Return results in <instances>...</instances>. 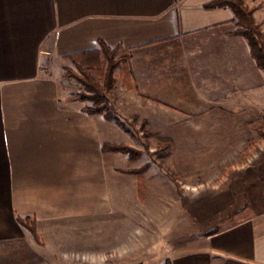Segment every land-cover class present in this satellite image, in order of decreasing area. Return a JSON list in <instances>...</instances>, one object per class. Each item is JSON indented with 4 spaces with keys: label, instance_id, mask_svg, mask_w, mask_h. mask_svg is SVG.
Returning <instances> with one entry per match:
<instances>
[{
    "label": "crops",
    "instance_id": "0c3cea01",
    "mask_svg": "<svg viewBox=\"0 0 264 264\" xmlns=\"http://www.w3.org/2000/svg\"><path fill=\"white\" fill-rule=\"evenodd\" d=\"M210 1L0 0V242L27 236L17 217L35 219L39 234H74L138 198L124 154L101 148L125 129L66 91L72 55L99 41L130 51L132 90L117 84L116 111L142 98L154 112L264 104V72L234 34L233 10ZM243 1L264 32V0ZM167 253L170 264H264V209ZM157 254L104 264H164Z\"/></svg>",
    "mask_w": 264,
    "mask_h": 264
},
{
    "label": "rangeland",
    "instance_id": "374dc122",
    "mask_svg": "<svg viewBox=\"0 0 264 264\" xmlns=\"http://www.w3.org/2000/svg\"><path fill=\"white\" fill-rule=\"evenodd\" d=\"M66 68L75 66L64 68L66 91L89 94ZM116 79L104 113L125 129L114 144L138 153L130 159L117 152L125 156L123 172L138 176L137 200L74 234H39L35 224V235L27 229L25 238L0 242V264H104L150 251L166 263L172 247L264 209V104L237 100L202 112L157 105L154 112L142 98L146 105L116 111L109 101L121 95L117 84L132 90L131 75L118 70ZM126 96L131 102V93Z\"/></svg>",
    "mask_w": 264,
    "mask_h": 264
},
{
    "label": "trees",
    "instance_id": "16d2710c",
    "mask_svg": "<svg viewBox=\"0 0 264 264\" xmlns=\"http://www.w3.org/2000/svg\"><path fill=\"white\" fill-rule=\"evenodd\" d=\"M205 8L229 7L233 10L237 19L238 28L234 31L235 35L243 37L249 47L250 55L255 60L259 69L264 72V32L253 16L254 9L244 3L243 0H212L204 5ZM99 50L95 52H86L72 55L75 70L66 68V76L76 79L83 85L85 91L74 99L89 100L93 106L84 108L88 114L104 113L107 104V96L114 88L116 83V72L121 71L123 76L131 75L128 62L131 58L130 51L122 48L120 45L110 47L103 41H99ZM102 59V60H100ZM97 78L102 79L99 83ZM105 117L110 119L111 114L105 113ZM104 152H122L127 153L131 158L137 157L138 153L126 145H117L110 142L102 143ZM131 172V171H130ZM18 223L29 229L35 235V219L27 217H17ZM164 264H170L167 261Z\"/></svg>",
    "mask_w": 264,
    "mask_h": 264
}]
</instances>
